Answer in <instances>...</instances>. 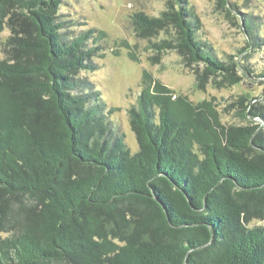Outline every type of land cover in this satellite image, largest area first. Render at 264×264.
<instances>
[{
  "label": "trees",
  "instance_id": "1",
  "mask_svg": "<svg viewBox=\"0 0 264 264\" xmlns=\"http://www.w3.org/2000/svg\"><path fill=\"white\" fill-rule=\"evenodd\" d=\"M63 2L0 0V264H264V226L250 228L264 221V104L244 112L261 125L226 126L212 103L144 72L128 110L133 154L79 78L100 47L85 48L89 32L64 40ZM191 15L188 0H171L160 17L134 15V30L164 34L157 52L202 66L197 86L239 84L240 67L252 78L212 52ZM260 26L244 19L248 48Z\"/></svg>",
  "mask_w": 264,
  "mask_h": 264
},
{
  "label": "rangeland",
  "instance_id": "2",
  "mask_svg": "<svg viewBox=\"0 0 264 264\" xmlns=\"http://www.w3.org/2000/svg\"><path fill=\"white\" fill-rule=\"evenodd\" d=\"M171 0H64L59 15L69 22L61 32L64 40L71 42L83 33H90L86 49L100 47L92 58L96 68L81 72L79 78L91 82L101 93L107 106L106 112L125 135V143L132 153L139 150L132 131L128 110L137 105L142 93L144 72H149L176 96H187L195 104L207 101L218 112L226 126L248 123L260 124V120L244 119L246 107L264 104V0H188L189 10L200 23L199 36L221 60L233 56L237 62L248 65L252 78L242 67L239 84H230L220 77H208L203 86H197V78L203 67L184 63L176 52L159 53L154 43L166 38L164 34L151 40L136 36L133 17L145 13L160 17ZM230 11V15L227 13ZM192 16V15H191ZM192 16L191 19L195 20ZM245 18H253L261 24L260 46H249V36L243 27ZM6 31L3 37H8ZM246 49V51H242ZM136 53L138 61L130 57ZM240 52L242 54H240ZM4 59L0 47V60ZM155 59V60H154ZM223 83V84H220ZM264 221H254L250 228L263 227ZM3 237L5 234L2 235Z\"/></svg>",
  "mask_w": 264,
  "mask_h": 264
}]
</instances>
